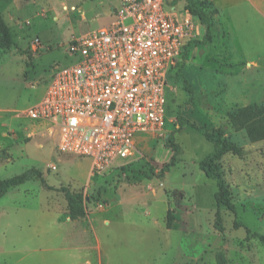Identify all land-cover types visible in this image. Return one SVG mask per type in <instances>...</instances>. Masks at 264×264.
<instances>
[{
    "label": "rangeland",
    "instance_id": "obj_1",
    "mask_svg": "<svg viewBox=\"0 0 264 264\" xmlns=\"http://www.w3.org/2000/svg\"><path fill=\"white\" fill-rule=\"evenodd\" d=\"M194 1L216 13L212 40L201 24L183 61L193 94L172 80L164 135L138 134L130 157L96 172L91 159L60 153L52 127L25 112L71 62V42L112 22L118 0H0V180L35 168L49 187L86 198L85 215L74 218L64 195L40 180L11 190L0 199V264H218L220 252L229 264H264L256 236L264 235V116L243 115L264 109V0ZM180 117L240 147L217 162L235 213L218 214L217 182L200 167L214 144L180 128ZM170 136L181 152L160 179Z\"/></svg>",
    "mask_w": 264,
    "mask_h": 264
},
{
    "label": "built area",
    "instance_id": "obj_2",
    "mask_svg": "<svg viewBox=\"0 0 264 264\" xmlns=\"http://www.w3.org/2000/svg\"><path fill=\"white\" fill-rule=\"evenodd\" d=\"M251 1V0H249ZM167 0H118L112 22L71 42L41 102L25 112L48 123L60 153L102 172L136 150L138 134L162 136L172 71L201 21Z\"/></svg>",
    "mask_w": 264,
    "mask_h": 264
},
{
    "label": "trees",
    "instance_id": "obj_3",
    "mask_svg": "<svg viewBox=\"0 0 264 264\" xmlns=\"http://www.w3.org/2000/svg\"><path fill=\"white\" fill-rule=\"evenodd\" d=\"M187 6L185 7L189 10L192 15L196 16L200 19L201 24L205 28L206 34L204 39L206 41L212 40V31H213V22L212 17L216 13V10H213L210 5L206 2H196L194 0H185ZM196 42H189L188 46L185 48L182 59L179 62L177 68L172 71L171 81L177 77L182 79L183 85L186 90L192 95L193 89L187 78L181 75L182 68L184 66L183 61L185 60L186 53L188 48L192 47ZM245 120L246 122L252 121L257 118H261L264 116V109L259 107L258 105H253L250 109L245 112ZM185 126H191L196 129L202 136H204L208 141L214 144V152L207 156L200 163V167L208 176V178L213 179L217 182L218 192L215 195V200L218 207V214L220 213V208L226 207L233 213H235L236 208L232 203L231 197L227 190V187L224 183L222 173L217 162L227 153H235L240 154L241 149L235 143H232L229 139L226 138L225 133L221 129H213L211 131L206 130L203 126H198L194 123H191L184 117H180V128H184ZM167 146L170 147L173 151V155L170 161L165 164L163 169L161 170L158 178H164L173 168H175L178 164V157L181 152V146L176 144L174 138L170 136L167 139ZM40 180L45 187L50 190L55 188L49 187L44 179L43 173L38 169H30L24 172L21 175L15 176L10 179L0 180V199L5 197L11 190L16 189L27 182ZM55 191L62 193L68 203L69 210L71 212V216L74 218L82 217L85 215L84 205H85V195L82 192H73L68 187H62L61 189H55ZM217 228L220 232H223L224 228L222 226V220L219 219L217 223ZM257 237L260 238L261 241L264 242V235L257 234ZM218 264H229L226 254L224 252L218 253Z\"/></svg>",
    "mask_w": 264,
    "mask_h": 264
},
{
    "label": "crops",
    "instance_id": "obj_4",
    "mask_svg": "<svg viewBox=\"0 0 264 264\" xmlns=\"http://www.w3.org/2000/svg\"><path fill=\"white\" fill-rule=\"evenodd\" d=\"M193 42V41H192ZM123 203V202H122ZM123 217V216H122ZM112 222L108 220V225H110Z\"/></svg>",
    "mask_w": 264,
    "mask_h": 264
}]
</instances>
